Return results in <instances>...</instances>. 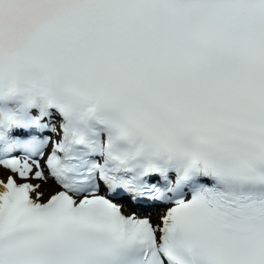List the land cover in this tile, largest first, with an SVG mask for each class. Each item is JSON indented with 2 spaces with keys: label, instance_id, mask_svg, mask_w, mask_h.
Instances as JSON below:
<instances>
[{
  "label": "snow or ice",
  "instance_id": "snow-or-ice-1",
  "mask_svg": "<svg viewBox=\"0 0 264 264\" xmlns=\"http://www.w3.org/2000/svg\"><path fill=\"white\" fill-rule=\"evenodd\" d=\"M0 264H264V0H0Z\"/></svg>",
  "mask_w": 264,
  "mask_h": 264
},
{
  "label": "bare ground",
  "instance_id": "bare-ground-1",
  "mask_svg": "<svg viewBox=\"0 0 264 264\" xmlns=\"http://www.w3.org/2000/svg\"><path fill=\"white\" fill-rule=\"evenodd\" d=\"M162 208L158 209L156 212H154L152 214V220H153V223H155L157 220L156 218L158 217V215H160L162 213ZM140 215H147V213H143V214H140Z\"/></svg>",
  "mask_w": 264,
  "mask_h": 264
}]
</instances>
